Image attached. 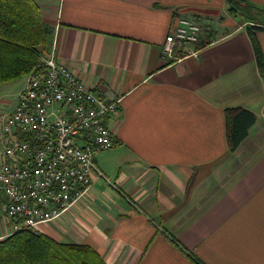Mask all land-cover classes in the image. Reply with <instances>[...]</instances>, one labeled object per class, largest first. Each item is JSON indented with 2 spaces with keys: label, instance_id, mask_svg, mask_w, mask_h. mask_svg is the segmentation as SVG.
Masks as SVG:
<instances>
[{
  "label": "crops",
  "instance_id": "obj_1",
  "mask_svg": "<svg viewBox=\"0 0 264 264\" xmlns=\"http://www.w3.org/2000/svg\"><path fill=\"white\" fill-rule=\"evenodd\" d=\"M35 1L58 62L121 100L109 122L115 145L95 156L110 182L97 179L38 232L89 245L107 264H197L192 255L264 264V74L247 22L229 14L226 0ZM248 1L264 9V0ZM180 17L200 24V51L165 59ZM256 36L264 52V29ZM13 84H0L3 149L2 115L27 82ZM229 108L257 117L234 152ZM8 233L0 207V241Z\"/></svg>",
  "mask_w": 264,
  "mask_h": 264
},
{
  "label": "built area",
  "instance_id": "obj_2",
  "mask_svg": "<svg viewBox=\"0 0 264 264\" xmlns=\"http://www.w3.org/2000/svg\"><path fill=\"white\" fill-rule=\"evenodd\" d=\"M201 32L197 21L178 18L163 45L164 58L197 56ZM28 76L15 110L2 115L0 207L8 236L38 232L97 179L110 182L95 156L115 145L109 122L121 111L119 98L102 96L58 62L56 45L39 54Z\"/></svg>",
  "mask_w": 264,
  "mask_h": 264
},
{
  "label": "trees",
  "instance_id": "obj_3",
  "mask_svg": "<svg viewBox=\"0 0 264 264\" xmlns=\"http://www.w3.org/2000/svg\"><path fill=\"white\" fill-rule=\"evenodd\" d=\"M228 12L247 22L258 69L264 74V52L256 31L264 29V9L248 0H226ZM53 29L35 0H0V84L13 82L37 65L40 46H49ZM47 48V47H46ZM226 134L234 152L256 123L245 108L226 109ZM197 264H204L194 255ZM0 264H107L91 246L56 242L34 231H23L0 241Z\"/></svg>",
  "mask_w": 264,
  "mask_h": 264
},
{
  "label": "rangeland",
  "instance_id": "obj_4",
  "mask_svg": "<svg viewBox=\"0 0 264 264\" xmlns=\"http://www.w3.org/2000/svg\"><path fill=\"white\" fill-rule=\"evenodd\" d=\"M47 47V48H46ZM38 52H37V55H38V53L39 54H41L42 52H45V51H49V48H48V46L46 45V46H40L39 47V49L37 50ZM182 57H184V56H182ZM168 59H176V58H168ZM28 74H26V75H24L23 77H21L20 79H18L17 81H14V82H12V83H16V84H13V85H19L20 83H22V84H24L25 82H27V80H28ZM19 87V86H18ZM3 99H9L8 97H4ZM2 110V108H0V113H4V112H6V111H1ZM2 152H3V148H1V146H0V158H1V154H2Z\"/></svg>",
  "mask_w": 264,
  "mask_h": 264
},
{
  "label": "bare ground",
  "instance_id": "obj_5",
  "mask_svg": "<svg viewBox=\"0 0 264 264\" xmlns=\"http://www.w3.org/2000/svg\"><path fill=\"white\" fill-rule=\"evenodd\" d=\"M111 149V148H110Z\"/></svg>",
  "mask_w": 264,
  "mask_h": 264
}]
</instances>
